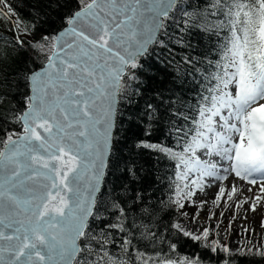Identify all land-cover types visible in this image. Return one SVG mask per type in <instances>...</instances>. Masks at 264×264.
<instances>
[{
    "label": "snow or ice",
    "instance_id": "6c2138e0",
    "mask_svg": "<svg viewBox=\"0 0 264 264\" xmlns=\"http://www.w3.org/2000/svg\"><path fill=\"white\" fill-rule=\"evenodd\" d=\"M66 3L48 0L46 7L59 10ZM75 3L73 10L59 17V29L32 40L26 37H33L51 16L33 9L30 15L35 19H22L10 0H0V24H7L13 37L7 43L18 54L31 49L46 60L39 70L26 71L30 94L25 97V109L12 113L11 120L0 117L22 128L20 133L5 129L0 138V264H82L76 258L90 246L82 247L78 241L90 230L89 218L97 210L96 194L109 166L116 97L121 87L127 88L129 81L136 79L138 57L171 14L180 10L184 17L190 16L183 9V0ZM211 7L227 18L231 38L222 54V75L214 77L219 83L202 98L199 118L193 121L195 128L190 130L191 139L184 149L189 155L179 157L177 167L183 165V174L178 176L188 181L185 187L199 186L206 177L227 180L232 173L254 185L257 179L250 178L254 173L264 181V0H218ZM184 23L187 25L188 19ZM220 85L223 89L233 85L235 91H224ZM3 99L0 96V103ZM140 146L171 154L156 144L142 141ZM198 150H203L201 155ZM213 157L230 162L229 167ZM126 172L136 178L135 168H126ZM192 173L196 178L189 180ZM123 187L129 191L127 185ZM180 191L178 187L177 193ZM225 192L220 187L215 202ZM236 192L233 185L227 199L232 200ZM260 192L264 193V183ZM130 199V207L119 197L107 203L106 210L114 212L115 222L105 223L101 229L105 242L111 235L105 229L127 232L120 248L129 254L131 246L135 256L131 264H200L198 257L175 259L164 252L149 254L135 248L133 228L143 239H158L151 226L156 209L141 203L139 194ZM261 200L264 195L255 197L252 211ZM174 203L185 206L179 199ZM132 212L149 223L138 225L135 218L130 219ZM172 227L197 241L207 242L210 235L208 228L196 235L178 223ZM210 243L214 253L230 251L218 241ZM99 248V260L83 264H100L111 255L104 250V243H99ZM176 248L170 244L172 252ZM257 254L264 256V251ZM112 264L130 261L117 256Z\"/></svg>",
    "mask_w": 264,
    "mask_h": 264
},
{
    "label": "trees",
    "instance_id": "16d2710c",
    "mask_svg": "<svg viewBox=\"0 0 264 264\" xmlns=\"http://www.w3.org/2000/svg\"><path fill=\"white\" fill-rule=\"evenodd\" d=\"M10 2L22 19H35L30 15L33 9L51 16V21L46 20L38 26L33 37H26L32 40L39 39L47 31L59 29L62 23L59 17L76 7L75 0H67L61 9L52 11L46 7L48 0ZM61 2L63 4V0ZM216 3L218 0H183V9L190 16L184 17L180 10L171 14L155 42L138 57L140 67L135 69L136 79L129 81L127 88L121 87L109 166L101 191L96 196L97 210L94 217L89 218L90 230L79 241L82 247L90 246L76 258L82 264L85 260H99L98 253L102 254L99 243H104V250L111 254L100 264H112L117 256L128 259L130 264L135 259L131 246L129 254L120 248L127 232L105 229V232H111L105 242L101 229L105 223L115 222L114 212L106 210L108 202L119 197L130 207V197L137 194L142 197L141 203L156 209L151 226L158 239H143L141 232L133 228L135 248L149 254L164 252L175 259L198 257L200 264H264V256L255 253L220 250L214 253L210 250L212 245L205 247L203 240L185 237L172 227L175 219L187 212L185 206L180 208L174 203L177 199L183 202L182 183L177 179L176 166L180 163V155L185 156L186 142L192 135L190 130L195 128L193 121L199 118L198 109L204 102L202 98L219 83L214 77L222 75V54L231 38L227 18L219 14L217 8L211 7ZM212 12H217V15H211ZM185 19L189 21L187 25ZM8 27L0 24V96L4 97L0 103V117L8 116L11 120L12 113L25 109V97L29 95L24 79L26 71L39 69L46 60L31 49L21 50L18 54L7 43L13 39ZM5 129L22 132L20 124L0 119V138H3ZM142 141L169 149L171 154L145 149L140 146ZM172 154H176L175 157ZM129 167L136 169L135 179L127 174L126 168ZM124 185L129 191L124 190ZM178 187L181 190L179 194ZM131 218H135L138 225L149 223L146 219L142 221L138 212L130 213ZM170 244H176L175 252L170 250Z\"/></svg>",
    "mask_w": 264,
    "mask_h": 264
},
{
    "label": "rangeland",
    "instance_id": "374dc122",
    "mask_svg": "<svg viewBox=\"0 0 264 264\" xmlns=\"http://www.w3.org/2000/svg\"><path fill=\"white\" fill-rule=\"evenodd\" d=\"M220 88L233 93L235 91L233 85H229L227 89H223L221 85ZM202 151L198 150L197 155H201ZM187 155L189 154L185 153L186 157ZM201 158L204 157L201 156ZM213 159L219 161V157H213ZM219 162L224 167H229L230 162ZM176 171L177 179L182 183V203L187 212L178 216L174 223L182 225L196 235H200L204 228H208L210 231L208 241L201 240L209 245L211 241H218L220 245H226L232 253L257 254L258 251L264 250V226H262L264 225V200L256 202L255 211H252L250 207L256 196L264 195L260 192V185L264 181H261L259 176L250 177L257 179L254 185L249 184L247 180H241L232 173L228 174L227 180L217 181L207 178L208 183L202 184L201 180L199 186L185 187L188 181L178 176V173L183 174V165L179 168L176 166ZM195 178V173L189 174V180ZM233 185L237 188V192L233 194L232 200H228L227 194L231 192ZM220 187H224L226 192L219 202H215ZM190 190L195 192V195H184ZM246 200L248 202L244 203Z\"/></svg>",
    "mask_w": 264,
    "mask_h": 264
},
{
    "label": "water",
    "instance_id": "95a60500",
    "mask_svg": "<svg viewBox=\"0 0 264 264\" xmlns=\"http://www.w3.org/2000/svg\"><path fill=\"white\" fill-rule=\"evenodd\" d=\"M158 34H159V31L156 33V35L154 36V38H153V40H152V42L151 43H149L148 45H147V49L155 42V40L157 39V36H158ZM147 51V50H146ZM145 53V52H144ZM143 53V54H144ZM143 54H141V55H143ZM140 55V56H141ZM46 64V62L43 64V66H41L40 68H42V67H44V65ZM39 68V69H40ZM39 69H37V70H39ZM28 89H29V87H28ZM29 94H30V91H29ZM117 103H118V96L116 97V103H115V112H116V108H117ZM113 127H112V130H111V135L113 134V130H114V124H115V114H114V117H113ZM111 144H112V141H111ZM99 193V192H98ZM97 193V194H98ZM97 194H96V196H97ZM78 243H79V241H78Z\"/></svg>",
    "mask_w": 264,
    "mask_h": 264
},
{
    "label": "bare ground",
    "instance_id": "6f19581e",
    "mask_svg": "<svg viewBox=\"0 0 264 264\" xmlns=\"http://www.w3.org/2000/svg\"><path fill=\"white\" fill-rule=\"evenodd\" d=\"M253 176H259V174H258V173H254ZM210 180H214V179H210ZM211 182H212V181H211ZM201 183H202V184H203V183H208V179H207V177L204 178V179L202 180ZM206 185H207V184H206Z\"/></svg>",
    "mask_w": 264,
    "mask_h": 264
}]
</instances>
